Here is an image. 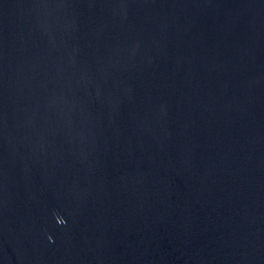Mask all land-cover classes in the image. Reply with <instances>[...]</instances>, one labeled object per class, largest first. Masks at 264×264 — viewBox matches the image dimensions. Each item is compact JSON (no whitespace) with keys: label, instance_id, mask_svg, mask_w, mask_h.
Here are the masks:
<instances>
[{"label":"water","instance_id":"95a60500","mask_svg":"<svg viewBox=\"0 0 264 264\" xmlns=\"http://www.w3.org/2000/svg\"><path fill=\"white\" fill-rule=\"evenodd\" d=\"M0 264H264V0H0Z\"/></svg>","mask_w":264,"mask_h":264},{"label":"clouds","instance_id":"9594fccd","mask_svg":"<svg viewBox=\"0 0 264 264\" xmlns=\"http://www.w3.org/2000/svg\"><path fill=\"white\" fill-rule=\"evenodd\" d=\"M60 223H63V221H60Z\"/></svg>","mask_w":264,"mask_h":264}]
</instances>
